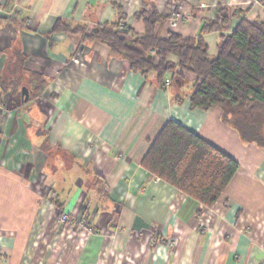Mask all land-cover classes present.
Returning <instances> with one entry per match:
<instances>
[{
	"label": "crops",
	"instance_id": "1",
	"mask_svg": "<svg viewBox=\"0 0 264 264\" xmlns=\"http://www.w3.org/2000/svg\"><path fill=\"white\" fill-rule=\"evenodd\" d=\"M0 5L10 8L0 9V76L7 51L16 50L46 80L39 97L28 90L27 101L22 90L21 96L0 95V264H264V149L243 143L220 109H190L194 75L184 74L189 83L179 103L156 74L133 71L106 45L80 33H52L60 19L90 33L122 16L143 34V22L134 17L142 9L154 6L169 17L182 7L184 18L175 28L169 19L158 25V36L196 38L204 24L216 23L218 30L202 34L214 58L220 38L242 19L264 20V0ZM168 60L177 63L176 56ZM171 120L239 164L211 206L142 166ZM62 211L76 222L60 223ZM86 220L92 233L77 223Z\"/></svg>",
	"mask_w": 264,
	"mask_h": 264
},
{
	"label": "trees",
	"instance_id": "2",
	"mask_svg": "<svg viewBox=\"0 0 264 264\" xmlns=\"http://www.w3.org/2000/svg\"><path fill=\"white\" fill-rule=\"evenodd\" d=\"M5 6L3 9H10ZM134 17L143 22V34L135 33L122 16L114 23L95 26L90 33L85 26L71 27L60 19L52 33H80L106 45L112 57L128 61L133 71L156 74L162 88L169 80L179 103L185 96L181 92L189 83L184 74L194 75L190 109H220L223 121L243 143L264 149V20L242 19L233 33L220 38L217 55L211 58L202 34L218 30L216 23L204 24L196 38L171 33L169 38L162 39L157 26L169 17L161 15L154 6L142 9ZM222 18L227 24V14ZM6 54L9 59L0 76V95L21 96L22 87H27L33 96L39 97L46 80L27 68V59L20 51L10 50ZM170 56H176L177 63L170 62ZM142 166L206 206L218 200L239 169L236 160L174 120L163 127Z\"/></svg>",
	"mask_w": 264,
	"mask_h": 264
},
{
	"label": "built area",
	"instance_id": "3",
	"mask_svg": "<svg viewBox=\"0 0 264 264\" xmlns=\"http://www.w3.org/2000/svg\"><path fill=\"white\" fill-rule=\"evenodd\" d=\"M3 9V6L0 5V9ZM184 18L183 16V12H182V7L178 10L175 9L172 10V13L169 15V25L171 28H175L176 25L178 24L179 21H181ZM164 89H169L170 88V81L166 80L165 84H164ZM158 181L160 179L156 178ZM76 222V220L73 218V216L66 212V211H62L59 217V222L64 224V223H68V222ZM87 233H92L93 232V228L90 226L88 220L86 221H78L77 222Z\"/></svg>",
	"mask_w": 264,
	"mask_h": 264
},
{
	"label": "water",
	"instance_id": "4",
	"mask_svg": "<svg viewBox=\"0 0 264 264\" xmlns=\"http://www.w3.org/2000/svg\"><path fill=\"white\" fill-rule=\"evenodd\" d=\"M22 96L24 97V101H27L29 99V91L26 87L22 89Z\"/></svg>",
	"mask_w": 264,
	"mask_h": 264
},
{
	"label": "rangeland",
	"instance_id": "5",
	"mask_svg": "<svg viewBox=\"0 0 264 264\" xmlns=\"http://www.w3.org/2000/svg\"><path fill=\"white\" fill-rule=\"evenodd\" d=\"M179 10V9H178Z\"/></svg>",
	"mask_w": 264,
	"mask_h": 264
}]
</instances>
